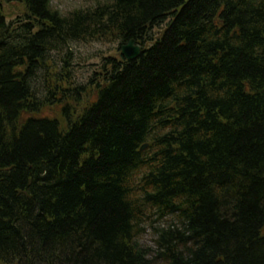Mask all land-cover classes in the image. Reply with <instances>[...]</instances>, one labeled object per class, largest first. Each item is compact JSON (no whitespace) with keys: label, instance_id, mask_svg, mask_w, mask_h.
Listing matches in <instances>:
<instances>
[{"label":"trees","instance_id":"16d2710c","mask_svg":"<svg viewBox=\"0 0 264 264\" xmlns=\"http://www.w3.org/2000/svg\"><path fill=\"white\" fill-rule=\"evenodd\" d=\"M16 1L7 20L0 0V264H264V0ZM104 39L145 51L76 80L73 47Z\"/></svg>","mask_w":264,"mask_h":264},{"label":"rangeland","instance_id":"374dc122","mask_svg":"<svg viewBox=\"0 0 264 264\" xmlns=\"http://www.w3.org/2000/svg\"><path fill=\"white\" fill-rule=\"evenodd\" d=\"M103 0H51L52 7L61 14H66L75 9L90 7L97 2ZM3 12L7 19H14L22 15L24 7L16 0H8L3 3ZM117 43L112 39L108 40H95L89 43L78 44L74 48V53L79 56L72 64L71 71L77 73L78 79H83L87 76L88 72L98 64L100 55L117 54ZM57 61V55L54 56ZM84 106V104H83ZM80 107H77L78 110ZM44 112L51 114L52 109L44 110ZM142 244L145 246L150 245V238L145 236Z\"/></svg>","mask_w":264,"mask_h":264},{"label":"water","instance_id":"95a60500","mask_svg":"<svg viewBox=\"0 0 264 264\" xmlns=\"http://www.w3.org/2000/svg\"><path fill=\"white\" fill-rule=\"evenodd\" d=\"M141 54L139 47L134 46V42L130 41L121 47V55L124 59L128 61H133L138 58Z\"/></svg>","mask_w":264,"mask_h":264}]
</instances>
